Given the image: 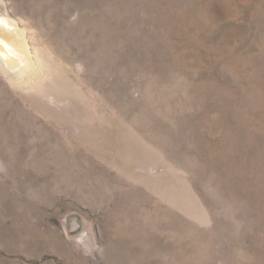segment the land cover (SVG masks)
Segmentation results:
<instances>
[{"label":"rangeland","instance_id":"1","mask_svg":"<svg viewBox=\"0 0 264 264\" xmlns=\"http://www.w3.org/2000/svg\"><path fill=\"white\" fill-rule=\"evenodd\" d=\"M13 32L0 264H264V0H0Z\"/></svg>","mask_w":264,"mask_h":264},{"label":"bare ground","instance_id":"2","mask_svg":"<svg viewBox=\"0 0 264 264\" xmlns=\"http://www.w3.org/2000/svg\"><path fill=\"white\" fill-rule=\"evenodd\" d=\"M7 22L9 23V20H7ZM0 43L3 47L2 49L0 48V66L5 70V72L17 76V69H14L17 68L16 64L18 62L19 64L23 62L29 64L28 51H26V46L21 34L18 32H13L11 34L8 33L7 35L2 34L0 36ZM10 47L12 48L9 49Z\"/></svg>","mask_w":264,"mask_h":264}]
</instances>
